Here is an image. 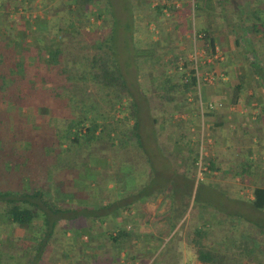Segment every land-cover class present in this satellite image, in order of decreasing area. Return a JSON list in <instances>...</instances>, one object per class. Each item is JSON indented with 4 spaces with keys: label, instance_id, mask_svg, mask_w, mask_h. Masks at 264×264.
Here are the masks:
<instances>
[{
    "label": "trees",
    "instance_id": "1",
    "mask_svg": "<svg viewBox=\"0 0 264 264\" xmlns=\"http://www.w3.org/2000/svg\"><path fill=\"white\" fill-rule=\"evenodd\" d=\"M79 1L86 5L87 0H75ZM90 2L101 5L99 19L111 17L109 0ZM213 7V0L192 2L196 16L205 13L208 18L206 13H212ZM13 12L17 13L15 5L0 0V220L30 230L31 245L27 246L24 264H40L58 237V222L65 220L62 232L71 230L77 219H100L118 208H128V202L138 195L127 193L132 199L121 205L118 200L122 195H118L114 200L107 198L105 205L81 208L68 192L58 198L60 192L55 186L59 176L71 173L75 178H83L79 179L83 182L90 174L86 166L89 161L98 169L105 165L109 168L107 155L111 161H117L119 152L124 153L125 161L141 160L139 154L144 146L139 134L138 106L110 44L114 36L112 21L106 22V28L101 25L103 29L82 31V16L86 13L70 12V19L63 21L47 20L40 15H29L27 19L28 14L14 18ZM206 21L199 31L206 55L212 57L215 40L210 30L212 24ZM70 31L76 37L68 38ZM106 31L104 37L102 33ZM240 41L245 67L264 79V75L257 74L254 53L249 62L248 40L235 39L238 46ZM253 41L251 47L257 48ZM188 64L185 62L182 67ZM182 77L181 84L171 83L166 77L162 82L170 90L157 94L174 102L173 89L180 95L192 92L196 85L194 69L184 70ZM117 113L124 115L117 118ZM44 158L51 159L50 166H44ZM116 164L114 176L109 179L112 186L121 176ZM106 195L109 197L108 192ZM250 205L264 210V187L254 188ZM109 237L116 241L119 236ZM15 251L13 248L2 255L9 264H16ZM197 256L202 262L214 261L199 251Z\"/></svg>",
    "mask_w": 264,
    "mask_h": 264
},
{
    "label": "rangeland",
    "instance_id": "2",
    "mask_svg": "<svg viewBox=\"0 0 264 264\" xmlns=\"http://www.w3.org/2000/svg\"><path fill=\"white\" fill-rule=\"evenodd\" d=\"M32 1L7 0L9 4L17 7V11L22 10L23 14H28V16L40 15L47 20L57 18L68 21L70 19V12L86 13L82 16V31H90L98 27L106 28L108 20L112 21L114 25V36H112L110 44L131 91V97L138 106L137 120L139 134L144 148H150V150L155 148L156 153L151 154L152 152L149 150L147 152L145 150L141 151L139 154L140 159L146 161L133 159L132 162L129 160L125 161L124 153H118V157H116L117 161H111L112 158L110 160V155H107L109 156L107 159L111 167L108 168L105 165L102 169H98L94 165V162L89 161L90 165L86 166L89 170L95 172H92V176L88 178L95 177L92 182L94 185L96 184L94 182H98L97 185L100 186L99 195H103L105 201H107V198L114 200L115 197L118 198V195H122V198L118 200L120 201L118 204L121 205V203L123 204L132 199L130 196H126L127 193H138L137 199L132 200L130 203L128 202L126 205L128 208L125 207L124 209H139V214H135V217L137 218L138 215L139 217L142 216L143 220L149 223L146 227L152 228V231H155L157 228V224L151 227L152 221L164 220V226L161 227L160 232L162 248L159 255L164 256L177 243L180 245L182 243L181 240L187 238L184 236L187 227L193 230L206 231L209 224H212L213 228L211 229L214 231L211 232V235L215 237L216 242L224 241L220 247L215 248V253L213 254L215 261L218 257L219 259L226 258L227 264H247L249 261H252L250 258H254L256 263L260 262L264 264V254L262 253L264 251V218L259 217L262 215L257 213H249L250 211H246L248 213L234 211V204L231 203V198L238 199L237 193L228 190L226 183L219 182L217 177L206 174L207 172L205 171L209 169V161L205 158L208 151L205 141L206 132L201 131V129L199 131L198 129L196 133H193L195 141H192V134H189L188 131L184 134H176L175 136L169 131L173 122H181L183 129H190V120L179 118L180 115L178 114L180 113L177 112H175L177 113L176 116H173L174 110L171 107L174 103L187 102V96L190 97L191 105L195 108L193 112L195 115L193 117L190 115V119L193 120L194 118V121L196 120L195 122L198 124L201 116L197 109L201 110L202 106L200 107V103L202 105L205 104V85H215L217 82L215 80L213 82H199V87L196 88L195 85L194 90L187 94L185 93V95H180L173 89L171 92H173L172 95L176 96L175 102L168 101L167 96L162 97L157 94L159 91L168 93V90H170V86L162 82L166 77H168L171 83L181 84L183 71L189 72L190 69L194 68V48L197 50L199 75H213L215 79L218 77L215 72L219 73V71L214 70V66L215 68H218V66L215 62H212V59H215V57L219 59L217 49H215L216 53L214 57L206 55L204 48L205 53L202 54L199 50L200 45L198 40H193V31H200L196 17H193L192 20L191 15H194V13L189 0L188 7L187 3L182 5L183 0H166L168 14L164 12V7L157 8L155 4H160L162 0H109L111 17L107 19H99L97 17L101 5L99 3H91L90 0L89 2L88 0L86 1V5L81 1L75 2V0H58L56 2L55 0ZM193 1L190 0V2ZM90 13H93V15H90ZM179 13L188 14L191 17L186 22V26L191 28V30L193 29L190 43L188 41L187 44H182V38H184L182 28L179 29L178 27L177 31H166L169 26L167 22L170 21L171 16L174 17V15ZM15 15V12H13L12 16ZM101 25L104 26L101 27ZM107 33L106 31L102 34L104 37H107ZM69 34L68 38L76 37L73 31H70ZM62 35L60 34V36ZM260 42L261 40H258L255 44H258L260 47ZM185 62L189 64L186 68H183L182 66ZM243 68H245V64L236 65L231 68L230 73L233 77L237 75V78L247 77L242 74L245 73V71H242ZM221 69L223 73L225 70L224 66ZM157 96H160V98H157ZM123 115L124 113H117L116 117L121 118ZM176 127L180 128L178 124H176ZM155 131L158 137L153 135ZM153 136L156 137V140H154ZM156 142L157 145H154ZM171 144L177 148H179L180 144L183 147L182 144H184L186 150L184 160L179 159L178 161L173 160V163L171 162L169 158ZM190 153L193 155V158ZM163 156H166L167 162H165V157ZM145 157L147 159L151 157L152 162L145 159ZM244 159L243 163L246 166L242 170L228 166L230 163L228 159L218 163L215 166L221 171V175L218 177L232 178L234 176L242 181L256 176L257 168L249 166V162L251 161L247 157H244ZM43 161L44 166L51 165L50 158H44ZM116 162L119 164L117 168L118 172H121V176L119 175L120 177L115 178L116 181L114 180V185L112 186L109 179L114 176ZM74 179L83 178L78 177ZM84 180L86 181L87 178ZM108 185L111 186V191H108ZM60 188L61 184L58 181L55 189L59 191ZM107 192L109 197L106 195ZM152 193H155L154 197H152ZM58 198L61 199L60 195ZM143 198H147L150 201V208H158L159 210L168 208V213L161 215V212L158 211L157 214L160 215L153 216L144 203L139 205L140 199ZM119 209L122 210L123 207ZM205 210L211 212L210 216H207L210 219H202L204 217L203 211ZM147 212L148 214L145 215ZM132 220L133 218L130 217V223ZM134 223H132L134 227L131 226V230H129L136 236L142 223H138V227L137 221ZM254 228L258 229L257 232ZM211 229L209 228L207 231ZM248 240L256 242L257 240H261L263 245L258 242L259 247L255 245H251L250 248L240 246L241 242H249ZM251 241L250 243L252 244ZM230 242H234L235 246L233 248L226 245V243ZM15 248L17 250L18 247ZM247 249L249 252L252 251L251 256L243 253Z\"/></svg>",
    "mask_w": 264,
    "mask_h": 264
},
{
    "label": "crops",
    "instance_id": "3",
    "mask_svg": "<svg viewBox=\"0 0 264 264\" xmlns=\"http://www.w3.org/2000/svg\"><path fill=\"white\" fill-rule=\"evenodd\" d=\"M35 1L39 2L38 0ZM184 3H187L188 7V0H183L182 5ZM189 3L192 4L190 0ZM30 4L32 5V3ZM155 4L156 6L161 5V8L167 7L166 0L160 1V4ZM213 6L214 10L212 13H206L209 16L208 18L207 16L205 17V13L198 16L192 14L191 16L192 20L193 17H196L199 30L205 26L206 19L212 24L210 30L212 31L215 49H217L219 57V59L216 57L212 59V62H215L218 66V68L214 66V70L219 71V73L215 72L216 76H218L215 80L217 83L215 85L211 84L212 86L205 85V104L202 105L200 103L202 108L201 110L198 108V113L201 116L198 124H196L194 118L193 120L190 119V115L192 117L195 115L193 113L195 108L191 105L190 97L187 96V102L176 103L174 101L175 103L171 107L174 110L173 116L180 113L178 114L180 115L179 118L190 120L191 123H189L190 129L185 130L186 128L183 129L181 127V122H173L171 126L169 125V131L174 136L188 131L189 134H192V141H195L193 133H196L198 129L206 132L205 141L208 151L205 158L209 161V169L205 171L207 172L206 174L217 177L219 182L226 183L228 190L237 193L238 199L231 198V203L234 204V211L241 213L250 211L249 213L262 215L259 217L263 219L264 210L260 211L251 208L250 202L253 199L254 188L264 187V79L254 75L249 67L242 69V71H245L242 74L248 77L243 80L237 78V75L233 77L230 70L236 65H244V60L242 59L244 47L238 46L235 42V39L244 38L248 40L246 44L249 50L247 51L249 62H251L254 53L256 60L254 61L253 59V62L256 65L257 74L264 75V0H213ZM15 14L14 18L23 14V12L19 10ZM25 16L28 19L29 16ZM190 18L188 14L183 13L174 15V17L171 16L170 21L167 22L169 26L166 31H177L178 27L179 29L182 28L184 34L182 44H187L188 41L190 43L193 29L191 30V28L186 26V22ZM249 25H253L251 29L247 27ZM254 25L256 26L254 27ZM256 39L261 40L259 43L260 47L258 45L257 48H253L250 43L252 44V40L256 43ZM198 43L200 49L203 50L202 41L198 40ZM222 66L225 69H223V73ZM241 85L242 87L237 91L236 88ZM235 92L238 93L236 94ZM176 124L180 128H177ZM153 135L158 137L156 131L153 132ZM156 137H154V140H156ZM154 145H157V142ZM182 145L183 147L180 144L179 148H177L171 144L169 158L172 163L173 160L185 159L186 150L184 144ZM154 149L144 148L146 152L148 150L151 151V154L155 152ZM163 157H165V162H167L166 156ZM191 157L193 158V155ZM244 157L251 161L249 162L250 167L257 168L256 176L242 181L234 176L232 178L218 177L221 175L220 169L215 167L218 163L228 159L230 161L228 166L242 170L246 166L243 163L245 161ZM148 161L152 162L151 157L148 158ZM92 172L95 171L90 170L88 177L92 176ZM88 177L86 181L81 182L79 179H74L75 177L71 173L61 174L58 178L61 184L59 190L60 198L63 197V192H68L72 195L70 198L74 204L81 208L91 209L98 205H105L107 201H105L103 195H99L100 186L97 185L98 182H94L96 183L95 185L92 182L95 177L91 179ZM110 187L108 185V191H111ZM79 191L81 193L78 194L77 192ZM75 193L78 196H75ZM154 196L155 193H152V197ZM143 203L153 216L160 215L157 214L158 211L161 212V215H165L169 211L168 208H163L164 210L150 208V201L147 198L140 199L139 205ZM128 210L118 208L100 219L94 220L81 217L71 225V230L65 232H62L65 220H61L57 225L58 237L52 246L48 248L46 259L41 260L40 264H227L226 258L219 259L217 257L216 261L202 262L197 256L199 251L214 259L215 248L220 247L224 243V241L216 242L215 237L211 235V232L214 231L211 229L213 228L212 224L208 226V229H211L210 231H207L208 229L206 231L193 230L187 227L184 232V236L187 238L181 240L182 243L180 245L178 243L173 245L163 256L159 255V253L162 248L160 232L161 227L164 226V220L152 221L151 227L157 224L156 230L152 231V228L146 227L149 223L145 222L142 216L139 217L138 215L137 218L135 217V214H139V209ZM162 211L164 212L162 213ZM210 213L207 210L203 211L204 217L202 219H210L209 217L207 218ZM140 214L142 213L140 212ZM147 214L148 212L145 213V215ZM130 217L133 218L131 223L129 221ZM136 221L137 224L142 223V225H137L140 233L137 232L138 234L134 236V233L130 232V227H134L132 223L135 224L134 222ZM85 229L88 231L81 233ZM29 232L28 228L17 227L9 224L6 220H0V264L10 263L2 255L9 254L15 247H18L14 255L16 264H24L28 250L27 246L31 245V241L28 238ZM117 234L119 237L116 241L109 237H117ZM248 241L241 242L240 246L250 248L251 245H255L259 247L258 242L261 243V240H257V242ZM261 244L263 245V243ZM226 245L230 248L235 246L234 242L226 243ZM243 253L249 256L252 255V251L249 252L248 249L244 250ZM262 253L264 254V251ZM250 259L252 261L247 264H263L260 262L256 263L254 258Z\"/></svg>",
    "mask_w": 264,
    "mask_h": 264
},
{
    "label": "built area",
    "instance_id": "4",
    "mask_svg": "<svg viewBox=\"0 0 264 264\" xmlns=\"http://www.w3.org/2000/svg\"><path fill=\"white\" fill-rule=\"evenodd\" d=\"M176 7H178V6L176 5ZM164 12L166 14H168L166 8L164 9ZM202 37H203V34L201 32H194L193 31V40H201ZM199 50L201 51L202 54L205 53L204 50H201V49H199ZM215 53H216V50H215ZM215 53H214V55H215ZM193 64H194V68H193L194 69V76L196 79L195 80L196 81V88L199 87V82H202V83L205 81L213 82L214 80H216L213 75H208V74H205V76L199 75V73H198V61H197V50L195 48L193 49Z\"/></svg>",
    "mask_w": 264,
    "mask_h": 264
}]
</instances>
